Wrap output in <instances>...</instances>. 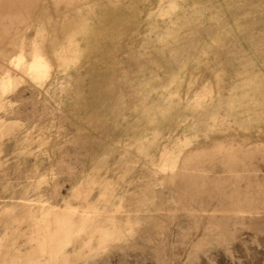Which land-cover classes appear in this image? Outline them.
<instances>
[{"label": "rangeland", "instance_id": "1", "mask_svg": "<svg viewBox=\"0 0 264 264\" xmlns=\"http://www.w3.org/2000/svg\"><path fill=\"white\" fill-rule=\"evenodd\" d=\"M0 264H264V0H0Z\"/></svg>", "mask_w": 264, "mask_h": 264}]
</instances>
